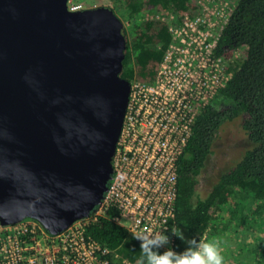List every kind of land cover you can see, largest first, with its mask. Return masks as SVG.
Instances as JSON below:
<instances>
[{"label": "water", "instance_id": "water-1", "mask_svg": "<svg viewBox=\"0 0 264 264\" xmlns=\"http://www.w3.org/2000/svg\"><path fill=\"white\" fill-rule=\"evenodd\" d=\"M0 0V221L52 234L101 203L129 82L108 7Z\"/></svg>", "mask_w": 264, "mask_h": 264}, {"label": "trees", "instance_id": "trees-1", "mask_svg": "<svg viewBox=\"0 0 264 264\" xmlns=\"http://www.w3.org/2000/svg\"><path fill=\"white\" fill-rule=\"evenodd\" d=\"M197 1L109 0L110 9L126 24L120 77L129 83L153 84L172 42L170 21L162 16L172 12L176 26L184 16L198 15ZM231 1L233 7L217 29L213 49L216 58L229 62L225 67L229 77L197 112L191 136L177 160L175 219L168 232L172 243L158 251L170 248L180 253L188 240L218 237L222 252L230 253L224 257L225 264H264V0ZM240 107V126L248 147L205 196H196L199 177L221 129ZM118 215L115 206H108L87 226V234L111 249L108 257L112 264H138L140 241L115 221Z\"/></svg>", "mask_w": 264, "mask_h": 264}, {"label": "built area", "instance_id": "built-area-1", "mask_svg": "<svg viewBox=\"0 0 264 264\" xmlns=\"http://www.w3.org/2000/svg\"><path fill=\"white\" fill-rule=\"evenodd\" d=\"M69 8L78 10L79 6ZM213 29L209 21L202 31L199 18L188 16L176 26L171 24L172 42L153 84L129 83L99 210L56 234L34 218L14 224L0 221V264H112L111 249L87 234V226L108 206L118 209L115 221L129 232H162L169 238L164 247H170L177 160L191 136L197 112L228 80L223 58L213 55L217 41Z\"/></svg>", "mask_w": 264, "mask_h": 264}, {"label": "rangeland", "instance_id": "rangeland-1", "mask_svg": "<svg viewBox=\"0 0 264 264\" xmlns=\"http://www.w3.org/2000/svg\"><path fill=\"white\" fill-rule=\"evenodd\" d=\"M112 1V0H111ZM69 6H79L78 10L91 9L97 7H108L109 0H69ZM197 5L199 6L198 15L195 18L200 20V28L202 31L205 30V26L210 21L213 24L214 37L217 39L218 31L217 29L221 27L227 20L230 11L233 7L231 0H198ZM163 18H167L170 24H173V20L176 16L172 12H165ZM163 14V15H164ZM121 21V20H120ZM121 32L124 34L125 23L122 22ZM222 65L225 69L228 65V61L222 60ZM225 76L229 77L225 73ZM243 108H237L234 111V118L231 121H226L221 129L220 136L213 147V152L210 155L205 169L202 171L199 181L197 195L199 197L205 196L208 188L216 182L219 175L228 169L230 166L234 165L241 157L242 153L248 147L247 139L245 133L240 126V116ZM100 204H98L94 212L98 211ZM123 223H127V220H123ZM244 250V246H242ZM232 251H235L234 249ZM230 253L222 252L225 257ZM237 252H235V255ZM230 261H233L230 258Z\"/></svg>", "mask_w": 264, "mask_h": 264}, {"label": "clouds", "instance_id": "clouds-1", "mask_svg": "<svg viewBox=\"0 0 264 264\" xmlns=\"http://www.w3.org/2000/svg\"><path fill=\"white\" fill-rule=\"evenodd\" d=\"M173 234L184 239L179 231ZM134 238L140 241L141 258L138 264H225L222 241L218 237L188 240L187 248L180 253L170 248L162 253L158 251L169 243V238L162 232L144 230L136 233Z\"/></svg>", "mask_w": 264, "mask_h": 264}, {"label": "bare ground", "instance_id": "bare-ground-1", "mask_svg": "<svg viewBox=\"0 0 264 264\" xmlns=\"http://www.w3.org/2000/svg\"><path fill=\"white\" fill-rule=\"evenodd\" d=\"M16 223V222H15ZM12 224H14V223H12Z\"/></svg>", "mask_w": 264, "mask_h": 264}]
</instances>
